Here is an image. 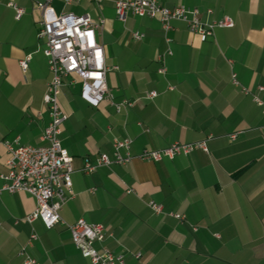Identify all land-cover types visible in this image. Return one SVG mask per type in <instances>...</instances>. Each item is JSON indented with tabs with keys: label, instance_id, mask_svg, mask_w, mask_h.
I'll return each mask as SVG.
<instances>
[{
	"label": "crops",
	"instance_id": "0c3cea01",
	"mask_svg": "<svg viewBox=\"0 0 264 264\" xmlns=\"http://www.w3.org/2000/svg\"><path fill=\"white\" fill-rule=\"evenodd\" d=\"M38 1L0 0V140L19 146L44 145L50 120L43 95L51 72L37 36ZM81 1L99 9L96 20L84 9L67 11L104 20L95 36L108 68L106 86L114 102L131 105L119 112L108 101L90 106L78 78H65L58 104L68 117L60 144L72 156L73 184L59 210L64 223L50 229L40 220L27 223L35 198L0 191V264H24L22 248L40 264H92L65 226L80 218L105 226V239L95 246L122 254L124 264H264V0H158L197 8L208 22L232 17V27L215 28L203 42L182 21L166 31L152 18L115 19L113 0ZM52 6L67 12L62 0ZM16 8L23 10L19 18ZM134 31L144 37L134 39ZM28 55L23 70L19 61ZM150 91L157 95L147 98ZM125 138L132 141L128 163L81 171L86 158L112 155L113 141ZM202 140L207 151L159 161L138 157ZM7 158L0 148V188ZM150 201L163 213L153 212ZM32 232L37 239L30 242Z\"/></svg>",
	"mask_w": 264,
	"mask_h": 264
},
{
	"label": "built area",
	"instance_id": "2783aa9c",
	"mask_svg": "<svg viewBox=\"0 0 264 264\" xmlns=\"http://www.w3.org/2000/svg\"><path fill=\"white\" fill-rule=\"evenodd\" d=\"M80 1L62 0L65 6ZM93 1L100 4L102 0ZM52 2L53 0L36 2L41 16L37 36L44 39L42 51L51 72L43 95V102L47 106L50 118L40 137L44 145L19 146L15 145L14 141L0 140V148H4L8 154L5 162L8 173L1 176L5 183L0 191L30 194L35 198V207L23 217V220L27 223L40 220L48 229L64 223L60 218L59 210L72 196V156L60 144V130L68 117L58 104L65 78L71 76L78 78L80 97L90 106L98 107L101 102L108 101L119 112L125 105H131L126 101L114 102L106 86L108 68L104 61L103 46L95 36L96 29L103 25L104 20L94 21L88 13L76 14L68 11L57 13ZM113 5L116 18L120 21H125L128 16L152 18L158 20L166 31L172 28V21H182L186 23L189 32L197 35L202 42L213 34L215 28H228L234 25V20L229 16L208 22L202 20L197 8L185 5L167 7L160 5L158 0H113ZM22 13V9L16 8L17 18ZM207 13L210 14L211 10L208 9ZM132 36L140 40L144 34L134 31ZM167 54H171V51L168 50ZM29 59L30 55L19 61V66L23 70L28 66ZM164 70V67H161L159 72ZM233 83L237 84L235 79ZM243 91L247 92L245 88ZM156 95V91H150L146 96L154 98ZM255 102L262 104L257 98ZM230 137L233 139L235 136L233 134ZM131 142L129 138L115 139L112 143V155L100 153L94 160L86 158L81 171L89 174L102 166L128 163L132 159L129 153ZM196 149L207 151L206 141L175 142L159 150H143L138 157L159 161L163 158H173L180 153L186 155ZM149 207L155 213H163L162 206L154 201L149 202ZM170 215L183 219L180 214L170 213ZM65 226L77 250L92 264H124L122 254L106 247L96 248L95 243L102 242L106 236V228L102 224L89 223L80 218ZM28 239L30 242L37 239L36 233L32 232ZM19 254L24 256V264H40L26 254L25 248H22Z\"/></svg>",
	"mask_w": 264,
	"mask_h": 264
},
{
	"label": "rangeland",
	"instance_id": "374dc122",
	"mask_svg": "<svg viewBox=\"0 0 264 264\" xmlns=\"http://www.w3.org/2000/svg\"><path fill=\"white\" fill-rule=\"evenodd\" d=\"M57 1H55L54 2V5H55V7H56V5H57ZM60 7H62V4H61V6ZM100 7V6H99ZM57 9L59 8V7H56ZM66 11L68 10V11H74V12H79V10H81V9H84L85 11H89L90 12V14H91V16L96 20L97 19V16H98V8L94 5V4H88V3H86L85 1H81V2H79V3H77V4H72V5H68V6H66L65 8H64ZM115 11H113V14H114V18L115 19H117L116 18V15H115V13H114ZM103 15H105L106 16V13L103 11Z\"/></svg>",
	"mask_w": 264,
	"mask_h": 264
}]
</instances>
